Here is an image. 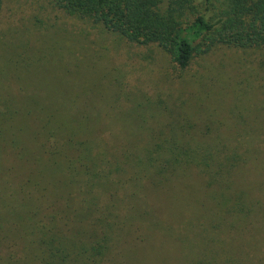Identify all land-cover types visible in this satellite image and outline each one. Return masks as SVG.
<instances>
[{
    "label": "rangeland",
    "instance_id": "374dc122",
    "mask_svg": "<svg viewBox=\"0 0 264 264\" xmlns=\"http://www.w3.org/2000/svg\"><path fill=\"white\" fill-rule=\"evenodd\" d=\"M16 86L21 95L10 99V105L19 112L5 113L0 125V203L7 194L16 215L36 210L34 220L26 224L23 218L20 228L35 231L36 219L61 214L59 207L51 206L53 199L60 202L58 191L70 187L69 197L74 196L68 160L76 165L91 160L97 167L96 154L107 150L104 155L123 169L105 182L106 192L116 193L118 214L142 212L139 218L148 225L143 211H151L153 204L165 220L151 211L152 225L179 233L191 249L198 248L203 234L210 247L218 221L210 214L196 219V214L197 209L202 214L216 209V203L206 201L204 210L203 198L194 199V207L184 202L186 192L204 186L198 169L165 165L168 156L154 152V160L143 161L138 173L137 156L140 150H239L248 158L232 178L238 173L236 181L247 182L254 197L260 195L263 208L259 211L257 204L258 210L246 218L226 216L224 228L232 239L228 252H234L237 264H264V45H216L179 68L157 45L127 41L49 0H4L0 96ZM78 169L74 176L82 182L83 168ZM181 210L189 211L194 227L186 226ZM5 218L9 215L0 209L1 222ZM132 227V236L138 237ZM143 233L141 238L153 241L149 228ZM23 248L18 245L15 255H27L28 246ZM149 250L158 259L168 256L162 244H152ZM15 255L3 257L0 264H37ZM186 256V263L196 258ZM223 258L216 264H223Z\"/></svg>",
    "mask_w": 264,
    "mask_h": 264
},
{
    "label": "trees",
    "instance_id": "16d2710c",
    "mask_svg": "<svg viewBox=\"0 0 264 264\" xmlns=\"http://www.w3.org/2000/svg\"><path fill=\"white\" fill-rule=\"evenodd\" d=\"M54 6L69 15H76L101 24L105 29L120 35L130 42L138 44H155L163 49L179 68H185L195 54L208 52L216 45H228L240 48L264 45V0H49ZM4 0H0V9ZM15 88V89H14ZM20 89L9 88L0 97V125L7 112L18 113L19 107L10 105V99L19 97ZM5 103V106L1 104ZM4 122V121H3ZM2 129L0 138L3 139ZM9 137V133H8ZM140 150L139 167L143 161H153L151 154H166L165 165L175 163L176 166H194L202 175V191L196 189L186 192L184 202L194 207V199L203 198L215 202L216 209L202 214L197 209L196 219H202L210 214L216 223L217 234L209 239L212 246H208L202 235L197 241V249L190 248L189 242L179 233L169 232L166 226L152 225L151 211L165 220L158 207L153 204L143 213L148 218L145 225L139 214L117 212V197L115 192L107 193L105 182L113 173L122 168L113 158L106 157L105 151L96 154L95 161L85 160L84 163L74 164L68 160L74 185L73 197H69V188L56 194L60 202L53 199L52 210L59 207L61 214L46 217V220L36 219L33 223L39 228L27 230L20 228L19 222L24 218L34 220L36 212L28 211L16 215L15 208L8 201L7 194L4 203H0L3 213L9 215L5 223L0 220V259H12L18 250V245L26 250L25 256L15 255L18 259H31L37 264H216L222 259L223 264H237L234 252H228L232 243L226 234L225 219L228 217L243 218L257 209L262 211L260 195L254 197L253 189L248 184L236 181L235 170L239 169L248 156L242 157L239 150ZM84 152L89 150L84 149ZM126 154H135L132 150H125ZM132 152V153H131ZM98 155V156H97ZM87 156V155H85ZM160 156V155H159ZM242 164V165H241ZM78 166L83 168L84 179L77 181L74 174L79 173ZM159 166V163H157ZM137 169V170H138ZM142 172L141 169L137 171ZM135 172V173H136ZM161 172V169H160ZM62 176V175H61ZM80 178V176H77ZM133 178L137 179L138 177ZM161 179H163L161 177ZM133 180V179H132ZM58 181V180H57ZM76 181V182H74ZM160 183V179L158 180ZM136 187V186H135ZM72 192V191H71ZM105 193L107 194L105 196ZM68 194V196H67ZM204 194L205 197L200 195ZM109 197V198H108ZM108 198V199H107ZM1 202V201H0ZM181 219H186V226H193L187 216L189 212L181 210ZM53 213V212H52ZM48 215V213H47ZM172 219L173 215L167 213ZM132 218L134 221L127 219ZM195 217L193 216L192 219ZM150 219V221H149ZM50 223V225H49ZM229 224V223H228ZM237 226V220L230 223ZM170 225V223H168ZM135 226L138 237L132 236L131 229ZM150 229L153 241L141 238L144 229ZM168 229V231H166ZM11 233L9 237L10 231ZM191 230V228H189ZM169 232V233H168ZM141 234V235H140ZM175 235V237H168ZM197 237V234H195ZM224 240H227L225 243ZM18 242V243H17ZM17 243V244H16ZM141 243V245L137 244ZM27 244V245H26ZM152 244H162L168 256L163 259L154 257L150 252ZM13 247V248H12ZM186 253L194 255V260L187 263L182 258ZM14 254V255H13Z\"/></svg>",
    "mask_w": 264,
    "mask_h": 264
}]
</instances>
